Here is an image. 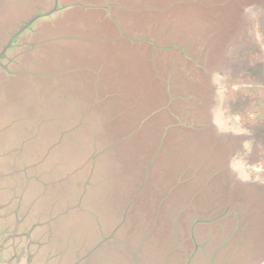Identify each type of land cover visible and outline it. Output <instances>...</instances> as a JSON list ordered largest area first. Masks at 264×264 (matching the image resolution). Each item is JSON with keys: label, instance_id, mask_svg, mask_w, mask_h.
I'll return each instance as SVG.
<instances>
[{"label": "rangeland", "instance_id": "obj_1", "mask_svg": "<svg viewBox=\"0 0 264 264\" xmlns=\"http://www.w3.org/2000/svg\"><path fill=\"white\" fill-rule=\"evenodd\" d=\"M76 2L82 5L68 8L41 37L53 39L22 66L25 73L0 83V116L37 120L46 137L40 143L62 136L66 148L54 149L49 165L59 159L88 164L93 136L98 148L112 144L98 155L91 177L98 186L89 196L101 202L100 216L131 199L143 166L160 148L148 193L138 200L147 205L140 208L145 216H155V202L166 194L161 222L180 210L179 217H208L202 228L211 232L209 248H218L217 256L229 264H264V171L249 167V179L242 180L230 167L233 158L264 163V0ZM102 2H110L108 11L94 6ZM158 31L157 42L184 44L189 59L176 49L151 57L111 42L121 33ZM218 112L224 130L214 123ZM178 121L183 124L165 132ZM154 189L157 199L150 202ZM82 216L73 213L68 231L91 229ZM113 257L105 262L113 264Z\"/></svg>", "mask_w": 264, "mask_h": 264}, {"label": "water", "instance_id": "obj_2", "mask_svg": "<svg viewBox=\"0 0 264 264\" xmlns=\"http://www.w3.org/2000/svg\"><path fill=\"white\" fill-rule=\"evenodd\" d=\"M2 1L0 83L25 73L22 66L34 62L42 44L53 39L41 37L55 26V19L68 8L82 5L77 0ZM110 5L102 2L94 6L108 11ZM160 35L161 31L136 37L121 33L111 42L120 40L117 44L121 50L128 45L137 51L146 50L151 57L159 51L164 56L176 49L189 59L191 54L184 44L159 43L156 39ZM198 66L211 75L207 65ZM158 76L170 89L168 78ZM79 111L84 116V111ZM29 122L38 121L22 115L0 116V264H49L53 260L55 264H105L109 256L116 257L113 264H229L226 257L217 256L218 248H209L211 232L202 228L209 224L208 217H179L180 210L170 222L167 217L161 222L158 214L161 206L169 202L166 194L155 202L158 211L153 218L140 210L147 209L138 200L148 193L144 189L148 171L160 148L143 166L131 199L118 200L113 211L100 216L97 208L101 202L89 196L98 186L91 177L98 155L112 144L98 148L93 136L89 139L93 148L87 155L88 164L86 159L75 166L54 159L57 163L49 165L47 161L54 149L66 148V144L62 143V136L40 143L46 139L44 132H40L37 123L29 128ZM178 124L183 123L166 125L165 132ZM156 190L151 195L155 199L150 202L157 199ZM73 213L83 215L81 220L89 221L91 229L84 233L68 231L75 223ZM157 222L163 225L159 233L154 229Z\"/></svg>", "mask_w": 264, "mask_h": 264}, {"label": "clouds", "instance_id": "obj_3", "mask_svg": "<svg viewBox=\"0 0 264 264\" xmlns=\"http://www.w3.org/2000/svg\"><path fill=\"white\" fill-rule=\"evenodd\" d=\"M236 87H237V85L234 84L233 88L235 89ZM221 115H222V112H218L214 116V123H216L218 127H221V130H224L223 129V121L220 119ZM233 118L237 121L240 119L238 114H236ZM233 131L239 132V131H243V130L242 129H233ZM244 147L248 148V144L245 143ZM230 167L234 171L238 172V175L242 180L249 179V173L247 171V169L249 167L252 168L256 173H260V172L264 171V163L258 162L257 164H254V165H247L244 161H242L241 159H237V158H233V160L230 162ZM254 179L260 180L261 177L259 175H257L256 177H254Z\"/></svg>", "mask_w": 264, "mask_h": 264}]
</instances>
